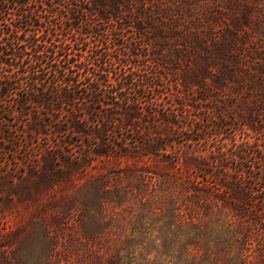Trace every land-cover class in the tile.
Wrapping results in <instances>:
<instances>
[{
    "label": "trees",
    "instance_id": "trees-1",
    "mask_svg": "<svg viewBox=\"0 0 264 264\" xmlns=\"http://www.w3.org/2000/svg\"><path fill=\"white\" fill-rule=\"evenodd\" d=\"M60 1L0 0V110L51 133L0 174V264H264V147L215 144L264 129V0ZM99 18L134 42L64 46Z\"/></svg>",
    "mask_w": 264,
    "mask_h": 264
},
{
    "label": "rangeland",
    "instance_id": "rangeland-1",
    "mask_svg": "<svg viewBox=\"0 0 264 264\" xmlns=\"http://www.w3.org/2000/svg\"><path fill=\"white\" fill-rule=\"evenodd\" d=\"M63 6L68 7V1L61 0L60 1ZM63 13H65L66 9L62 8ZM13 12V13H12ZM21 12V7L19 5H14L13 8L6 10V12H3V19L5 21H8L9 18L15 17L16 13ZM60 18L54 17L53 21L58 22ZM98 25L94 29L95 33H97L96 36L93 37V35L89 34H80L78 32H75V34L70 37L69 39L65 40L63 43L64 46L70 50H76L80 48V44L83 42H86L85 45L82 46V48H94L99 51H104V48L106 46H110L111 38L110 36H107L106 38V32L107 30L113 28L116 29L114 31V35H112L113 38H116V40L124 41V44H128L130 42H134L135 34L130 31L129 27H126L125 29H122L124 27V24L113 22V26L109 24V22H106L104 19H98L97 20ZM93 33V34H95ZM123 34V36H122ZM127 42V43H125ZM99 53V52H98ZM139 63V62H137ZM141 62L139 63V65ZM165 75V77H161V83L167 84L169 86V74L162 71ZM168 82V83H166ZM171 84V83H170ZM167 88H170L167 87ZM167 88L160 89L159 92H155V94H161V96H164V92H167ZM162 91V93H161ZM179 102H184L183 98L177 99ZM191 102V101H189ZM193 102V101H192ZM195 104V101H194ZM5 106V107H4ZM0 110V174H4L6 172H13L15 176H17V173L23 172L26 174L29 170L30 163H34V159L39 156V154L43 153V145L44 142H51V139L49 136H51L50 131L43 127V129L39 128L41 124L33 122V120L30 118V115L23 116L13 111L11 106L4 105ZM190 112L192 114L197 113L196 106L189 107ZM202 112V111H201ZM202 116L201 114H199ZM203 120L200 123L201 128V136H202V145L205 144V140L207 142L211 141L210 132H213L215 127L213 126V123L209 124L208 126L203 125L205 123L206 117H202ZM218 121L217 119H214ZM42 123H45L43 121ZM42 127V126H41ZM39 128V129H38ZM233 130V129H232ZM232 130L227 134V138H217L215 141V144L217 146H220L222 143H224L226 140L230 143V145L235 141H238L239 139L246 136L248 133L249 136H251L252 141L255 142V146L258 148L264 147V129H262L259 125H255L250 130H236L235 134L233 135ZM123 131V130H122ZM120 131L119 133H121ZM125 131V130H124ZM226 132V130H224ZM44 132L48 133L47 135H44ZM130 134H132V130L128 131ZM125 162H130V159L124 158V157H113L110 159L109 162L106 163V167L112 166L113 164L116 165H123ZM23 170V171H22ZM14 176V178H15ZM9 177V176H8ZM5 188L2 186L0 187V197L5 195ZM10 192V191H7ZM2 198V197H1ZM12 218L13 215L6 214L4 217L0 214V228L3 226V221ZM10 223V220L7 221ZM143 256H139L138 252L135 253V263L137 264H144V261L142 259Z\"/></svg>",
    "mask_w": 264,
    "mask_h": 264
}]
</instances>
